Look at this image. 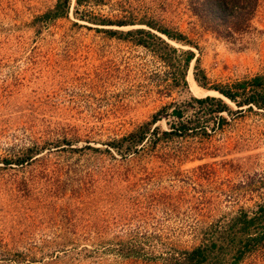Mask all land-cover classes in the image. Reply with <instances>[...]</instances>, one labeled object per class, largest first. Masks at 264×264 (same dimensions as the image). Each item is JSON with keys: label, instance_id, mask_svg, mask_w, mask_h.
Returning <instances> with one entry per match:
<instances>
[{"label": "rangeland", "instance_id": "rangeland-1", "mask_svg": "<svg viewBox=\"0 0 264 264\" xmlns=\"http://www.w3.org/2000/svg\"><path fill=\"white\" fill-rule=\"evenodd\" d=\"M56 1L0 0V264H178L214 226L264 203V110L213 88L264 74V0L240 41L188 0H69L40 17ZM138 27L154 35L126 32ZM208 94L229 107L220 125L211 101L193 99ZM174 107L199 117L197 130L163 134ZM146 124L136 144L111 143ZM215 251L206 264H264V240L237 260L230 245Z\"/></svg>", "mask_w": 264, "mask_h": 264}, {"label": "trees", "instance_id": "trees-1", "mask_svg": "<svg viewBox=\"0 0 264 264\" xmlns=\"http://www.w3.org/2000/svg\"><path fill=\"white\" fill-rule=\"evenodd\" d=\"M76 1L79 3L81 2V0ZM188 3L193 13H195L209 29L219 36L232 39L233 41H240L246 36L252 35L256 30L253 24V17L259 0H188ZM68 6L69 0H57L54 7L45 11L40 17L50 19L66 12ZM89 18H91V20H87L95 24L133 23L132 19L112 21L111 19L103 17ZM143 22L150 27H154L153 23L149 20ZM156 28L172 39L186 40L185 34L179 31H171L167 27ZM105 30L111 34L117 32L116 29L112 28H106ZM133 31L154 35V33L143 27H138L134 30L129 29L126 32ZM139 42L144 44V41L140 40ZM192 58V51L186 52L184 64L188 65ZM194 67L193 77L195 83L198 86L201 85L200 87H206L204 81H202L205 79V75L202 71H196L197 64H195ZM213 88L221 92L226 97V100L233 101L239 107L247 105L250 109L252 106H256L264 110V74L258 73L249 78L236 80L226 88L214 86ZM194 95L201 96L203 94L194 92ZM193 99L201 105L211 101L212 107L209 105L210 109L217 112V114L214 115L217 117L216 125H220L225 120L221 112L229 111V107L222 98L208 94L202 97L193 96ZM240 109L241 108H239V110ZM171 113L178 118V121L171 122L170 128L163 130V134L170 135L176 133L184 135L189 134L193 130H197L196 123L199 122V117L194 118L195 122L192 124L190 120L182 119L184 114L180 107H174ZM154 120L155 119L152 121ZM155 128L156 127L151 131H155ZM202 128L204 129H202L201 132L207 133L205 126ZM147 129H150L147 124L139 126L137 129L122 135L120 138L114 139L111 143L118 148L123 144V141L126 140V146H131L142 139L145 132L148 131ZM11 159L12 157L3 158L6 163L11 162ZM14 159L17 160V158ZM262 240H264V203L259 204L252 214L242 209L236 215L232 216L229 221L225 222V224L214 226L204 242L191 249L182 250L178 258V264H206V261L216 256L217 252L215 249L217 250L219 246L223 248L225 244L233 248L234 251L231 255L237 260L244 255L247 249L254 247Z\"/></svg>", "mask_w": 264, "mask_h": 264}, {"label": "bare ground", "instance_id": "bare-ground-1", "mask_svg": "<svg viewBox=\"0 0 264 264\" xmlns=\"http://www.w3.org/2000/svg\"><path fill=\"white\" fill-rule=\"evenodd\" d=\"M193 78V77H192ZM195 81V80H194ZM197 96V95H196Z\"/></svg>", "mask_w": 264, "mask_h": 264}]
</instances>
